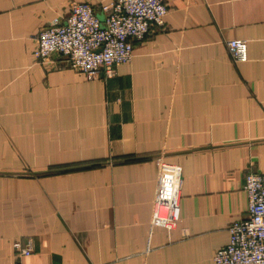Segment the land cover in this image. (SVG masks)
Segmentation results:
<instances>
[{"label": "crops", "instance_id": "1", "mask_svg": "<svg viewBox=\"0 0 264 264\" xmlns=\"http://www.w3.org/2000/svg\"><path fill=\"white\" fill-rule=\"evenodd\" d=\"M111 1L0 0V264H217L248 215L246 172L264 171V0H165V27L112 77L36 59L54 17L78 2L101 17ZM162 162L181 167L173 228L152 224Z\"/></svg>", "mask_w": 264, "mask_h": 264}, {"label": "built area", "instance_id": "2", "mask_svg": "<svg viewBox=\"0 0 264 264\" xmlns=\"http://www.w3.org/2000/svg\"><path fill=\"white\" fill-rule=\"evenodd\" d=\"M101 9L100 17L93 4L78 2L64 16L54 17L36 34V59L45 61L57 52L89 79L112 77L132 59L136 42L151 32L153 24L165 27L168 13L165 0H113ZM228 42L236 60L248 58L247 40ZM162 163L166 175L154 198L152 224L173 228L180 217L181 167ZM244 189L248 215L230 225L228 243L214 255L217 264H264V171L248 170Z\"/></svg>", "mask_w": 264, "mask_h": 264}]
</instances>
